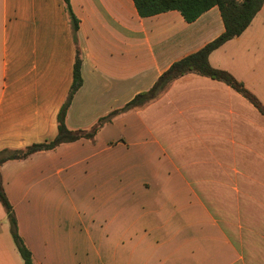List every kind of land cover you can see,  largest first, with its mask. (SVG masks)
Here are the masks:
<instances>
[{
    "label": "crops",
    "instance_id": "obj_1",
    "mask_svg": "<svg viewBox=\"0 0 264 264\" xmlns=\"http://www.w3.org/2000/svg\"><path fill=\"white\" fill-rule=\"evenodd\" d=\"M69 2L82 80L70 129H90L224 30L216 5L187 22L175 9L140 16L133 0ZM257 13L208 56L242 83L226 47L264 41ZM75 48L62 0H0V150L55 136ZM243 98L189 72L92 140L3 162L33 264H264V116L251 103L262 118L244 114ZM0 264H24L3 207Z\"/></svg>",
    "mask_w": 264,
    "mask_h": 264
},
{
    "label": "trees",
    "instance_id": "obj_2",
    "mask_svg": "<svg viewBox=\"0 0 264 264\" xmlns=\"http://www.w3.org/2000/svg\"><path fill=\"white\" fill-rule=\"evenodd\" d=\"M62 1L69 21L72 40L76 48L75 60L73 64L72 83L56 116L57 132L51 139L32 143L23 148L1 149L0 166L7 160L23 159L34 152L53 149L61 143L72 142L80 138L92 140L99 127L105 122L110 121L112 116L119 112L142 106L155 99L169 86V84L174 79L189 72L207 76L227 84L233 90L243 96L259 111V113L264 116V105L253 92L245 87V85L228 70L213 67L208 61L209 53L212 50L221 46L225 41L240 35L245 30L252 18L263 6L264 0H133L140 16L144 17L175 9L181 13L187 22L195 20L200 14L216 5L219 8L221 14L224 30L220 35L206 43L197 51L174 61L158 76L149 89L137 93L131 100H129L120 108L114 109L105 116L99 118L90 129L83 130L68 128L65 123L66 110L70 104L74 92L81 85L82 80L80 75V51L76 45L78 19L71 10L69 0ZM0 203L7 215L10 234L18 253L23 259L24 264H33L31 251L19 233L15 212L3 189L1 175Z\"/></svg>",
    "mask_w": 264,
    "mask_h": 264
},
{
    "label": "rangeland",
    "instance_id": "obj_3",
    "mask_svg": "<svg viewBox=\"0 0 264 264\" xmlns=\"http://www.w3.org/2000/svg\"><path fill=\"white\" fill-rule=\"evenodd\" d=\"M258 13L257 18L264 21V5ZM226 50L230 61V63H227L228 66H233L243 72L242 81L244 85L264 104V41H260L258 44L255 43V40L234 43L228 45ZM243 113L255 115L256 117L258 115L262 118L257 110L244 98ZM0 207L2 208L1 204Z\"/></svg>",
    "mask_w": 264,
    "mask_h": 264
}]
</instances>
